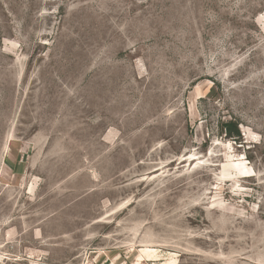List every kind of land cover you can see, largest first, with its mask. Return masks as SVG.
Wrapping results in <instances>:
<instances>
[{"label": "rangeland", "instance_id": "374dc122", "mask_svg": "<svg viewBox=\"0 0 264 264\" xmlns=\"http://www.w3.org/2000/svg\"><path fill=\"white\" fill-rule=\"evenodd\" d=\"M146 246L264 264V0H0V264Z\"/></svg>", "mask_w": 264, "mask_h": 264}, {"label": "bare ground", "instance_id": "6f19581e", "mask_svg": "<svg viewBox=\"0 0 264 264\" xmlns=\"http://www.w3.org/2000/svg\"><path fill=\"white\" fill-rule=\"evenodd\" d=\"M232 169H234L235 171L242 173V174H251L253 171L251 168H249L244 162H242L241 160H235L232 164H231ZM237 173V174H239ZM254 173V172H253ZM226 175V179L227 176H231L232 177V173H226L224 174ZM253 176V175H252ZM224 177V176H223ZM230 177V178H231ZM35 190V189H34ZM150 245V244H149ZM165 254V253H164ZM167 255V254H166ZM159 253L157 249H154L152 247L146 246L145 248L140 250V254L137 257V262L135 264H141L144 261H158L159 260ZM165 260V258H164ZM159 264H179L178 260L176 257L172 256L169 259H167L164 262H160Z\"/></svg>", "mask_w": 264, "mask_h": 264}, {"label": "trees", "instance_id": "16d2710c", "mask_svg": "<svg viewBox=\"0 0 264 264\" xmlns=\"http://www.w3.org/2000/svg\"><path fill=\"white\" fill-rule=\"evenodd\" d=\"M224 130L227 134V136L234 138L237 136H240V129H239V125L236 122L233 121H229L227 123H225L223 125Z\"/></svg>", "mask_w": 264, "mask_h": 264}, {"label": "crops", "instance_id": "0c3cea01", "mask_svg": "<svg viewBox=\"0 0 264 264\" xmlns=\"http://www.w3.org/2000/svg\"><path fill=\"white\" fill-rule=\"evenodd\" d=\"M147 261L142 262L141 264H146ZM150 262V261H149ZM148 263V262H147ZM123 264H128V262H123ZM135 264V263H132Z\"/></svg>", "mask_w": 264, "mask_h": 264}]
</instances>
